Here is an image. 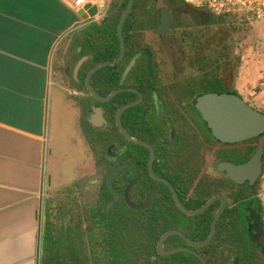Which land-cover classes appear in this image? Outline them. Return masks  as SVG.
<instances>
[{"label": "trees", "instance_id": "trees-1", "mask_svg": "<svg viewBox=\"0 0 264 264\" xmlns=\"http://www.w3.org/2000/svg\"><path fill=\"white\" fill-rule=\"evenodd\" d=\"M157 1L134 0L132 11L123 25L126 46L123 57L114 65L101 67L91 76V85L98 94L105 96L120 87L123 70L139 50L148 47L155 51L146 42L144 33L155 30L159 25L162 8L169 11L173 24H179L182 15L201 9L184 0H161V6H156ZM127 3L128 0H109L103 19L90 21L67 36L68 47L62 55L59 69L75 91L86 95L77 98V101L81 129L93 155L95 172L63 186L53 197L44 198L39 264H152L154 257L158 264H202L198 257L185 251L159 255L157 245L162 234L171 229L181 230L193 240L205 239L219 201L198 215L185 214L176 205L169 188L152 179L145 169L147 178L152 182L147 188L153 189L150 205L135 210L120 198L106 212L108 203L114 199L107 187V176L119 161L110 160L106 151L111 146H115L116 150L123 141L124 137L116 124V113L123 104L134 100L136 95L120 92L107 102H99L88 94L85 78L94 65L118 56L120 44L117 25ZM83 55H91L92 58L81 65L77 77H74V66ZM157 81L155 72L153 79L150 78L146 55L143 54L130 70L125 85L138 87L145 98H151L150 87L155 86ZM224 89L223 83L214 88L216 91ZM94 102L104 108V116L108 121L106 128H93L87 119L88 109ZM138 108L139 105L132 106L121 116L123 126L133 135ZM263 137L264 134L248 139L250 145L247 156L263 145ZM129 144L134 146L131 142ZM161 174L174 185L180 200L188 208L200 207L217 193L228 198V205L219 216L215 234L208 244L191 247L181 236L173 234L164 241L165 248L191 247L207 264H232L235 257L238 258V264H264V252L250 238L254 223H250L249 217H244L246 208L253 204L264 231L261 178L251 186L239 185L226 176L211 178L202 175L198 178L191 170L176 165ZM128 179L125 171L113 176V188L120 195ZM135 196L138 198L136 188L132 187L130 198L134 202Z\"/></svg>", "mask_w": 264, "mask_h": 264}, {"label": "crops", "instance_id": "crops-1", "mask_svg": "<svg viewBox=\"0 0 264 264\" xmlns=\"http://www.w3.org/2000/svg\"><path fill=\"white\" fill-rule=\"evenodd\" d=\"M74 1L0 0V264H39L43 200L52 180L44 161L53 85L75 102L85 140L77 98L86 95L62 72L68 86L53 77L69 33L94 21H85Z\"/></svg>", "mask_w": 264, "mask_h": 264}, {"label": "rangeland", "instance_id": "rangeland-1", "mask_svg": "<svg viewBox=\"0 0 264 264\" xmlns=\"http://www.w3.org/2000/svg\"><path fill=\"white\" fill-rule=\"evenodd\" d=\"M103 1L101 11L109 0ZM161 5L158 0L156 6ZM144 36L156 52L164 81L198 75L199 67L215 66L226 78L228 90L264 112V22H251L239 14L216 16L199 9L182 15L179 24H173L171 19L163 34L147 30ZM68 42L67 39L63 45ZM62 55L53 62V77L66 87L60 77ZM53 86L56 92L51 94L44 161L47 179L52 180L44 198L53 197L63 186L95 172L93 155L76 125L77 106L66 90ZM260 197L264 206V173Z\"/></svg>", "mask_w": 264, "mask_h": 264}, {"label": "flooded vegetation", "instance_id": "flooded-vegetation-1", "mask_svg": "<svg viewBox=\"0 0 264 264\" xmlns=\"http://www.w3.org/2000/svg\"><path fill=\"white\" fill-rule=\"evenodd\" d=\"M156 28L154 30L155 32H157ZM166 31L160 34H163ZM146 49H149L152 54V75H150V72L147 68ZM141 50H142V53L140 54L138 59L143 54L146 55V68H147L150 78L153 79L154 72L157 74V79H158L157 83L155 84V86L150 87L152 97L145 98L143 92L138 87L125 85L126 78L130 71L127 73L124 83L120 84V87L118 88L134 89V90L121 91V92L134 93L136 95V98L132 101L139 99L140 97L139 93L141 94V100L138 104H136V105H139V108L136 113L135 134L133 135L130 132L128 131L127 132L131 134L132 136H134L135 138L145 142L146 144L150 146V148H152V151L154 154L153 159H152L153 172L157 176L167 179L161 173L164 172V170H166L167 168H173V166L176 165L180 168L191 170L193 175L197 176L198 178L201 177L202 175L203 176L208 175L211 178H217L220 176H226L225 173L217 170V163L219 161L225 160V161H230L235 164L243 163L247 161L251 157V155L255 152L254 151L252 154L247 156L249 145H250V142H248V139L237 141L234 143H222L216 140L215 137L213 136V132L211 128L208 126V124L204 120L202 112L197 107V101L199 97L202 95H205L208 93H219L223 91L234 92V91L227 89L229 84L228 82L224 81L226 80V78L222 77L219 74L218 68H216L215 66L213 67L210 66L206 68L204 67V69L202 67H199L200 72L198 73V75L185 76L184 78L177 80V81H164L161 75L160 65L156 60V52L155 51L153 52L148 47H144ZM222 83L225 88L224 90H221V91L214 90L216 86H221ZM145 91L148 93L147 89H145ZM92 104H94L95 106H101L96 102ZM91 112H93L94 114H97L94 109H92ZM88 116H89V112H88L87 117ZM103 116H104V108H103ZM105 121L106 122L102 123V126L97 127V128H106L108 125V121L106 118H105ZM123 137H124L123 141L118 145L116 150L114 149L115 146H111L108 148V149H111L110 151H111L112 156L115 153L117 154L115 159H110V160L116 161L118 159L119 161L117 165H124L120 171H125V174L129 177L125 188L130 182L132 181L134 182L131 188L135 187L137 195H138V198L136 196L134 197V200H136L135 202L130 198L134 203L139 204V205L143 204L146 200L148 191H150L151 193L150 201H149V204L145 207L147 208L153 200V189L152 187L147 188V185L152 184V182L150 179L147 178L145 169L147 170L148 175L152 179H154L155 181L161 182L157 180L156 178H154L149 171V159L151 157L152 151L149 147L143 144L132 142L128 140L124 135ZM129 142L133 143L134 146H131ZM263 156H264V152H263ZM184 179L186 180L185 177ZM242 184H247L251 186L249 182H244ZM242 184H239V185H242ZM165 185L171 191L170 187L167 184ZM171 185L174 187L172 183ZM130 190H129V197H130ZM175 191L177 194L176 189ZM123 193L122 195L119 194V197L117 199H120V198L124 199ZM171 194L175 201L172 191H171ZM215 195L225 196L222 193H217ZM177 197L180 200L178 194H177ZM225 198H226V206H225L226 208L228 205V198L226 196ZM216 201H219V205L216 209L217 211L222 201L220 199H217L213 203H215ZM180 202L184 205V203L181 200ZM175 203L177 205L176 201ZM185 207L190 210H195V209L200 208L198 207V208L193 209V208H188L187 206ZM184 213L188 214L186 212ZM188 215H191V214H188ZM195 215H198V214H195ZM256 215L257 213H256V210L253 204H250L249 207H247L246 210L244 211V217H249L250 223H254L251 227L250 238L257 245V239L254 237L255 232H256L255 227L257 225ZM261 228H262V225H261ZM259 248L261 249V251L264 252V248L262 246H260ZM222 256H223V253H222Z\"/></svg>", "mask_w": 264, "mask_h": 264}, {"label": "water", "instance_id": "water-1", "mask_svg": "<svg viewBox=\"0 0 264 264\" xmlns=\"http://www.w3.org/2000/svg\"><path fill=\"white\" fill-rule=\"evenodd\" d=\"M134 4V0H128L127 6L124 9V11L121 14V17L119 19L118 25H117V36L120 44V51L118 56L113 60H107V61H101L94 65L89 72L86 75L85 78V84L86 88L88 90V94L92 96L94 99L105 102L113 98L116 94H118L121 91L124 90H134V89H128V88H117L112 90L109 94L102 96L98 94L93 86L91 85V76L92 74L100 69L103 66L107 65H114L117 62L120 61V59L123 57L125 53V40L123 37V25L132 11ZM80 15L83 13L86 14L84 17L85 21L93 20V18L98 13V6L96 4L91 5L89 3H86L83 8H81L78 12ZM171 23V16L169 11L166 8H162V18L159 26L156 28V31L158 33H162L167 30ZM80 51V47L78 48V52ZM147 52V68L150 72V75H152V54L149 49H146ZM142 53V50L137 52L133 58L130 60V62L125 67L120 84L124 83V80L127 76V73L130 71V69L134 66L136 60ZM92 58L91 55H83L79 58L77 63L74 66L73 69V75L74 77H77L79 69L81 65L88 59ZM136 91V90H135ZM139 99L129 102L127 104L122 105L116 113V124L119 128L120 132L130 141L135 143L143 144L150 148L148 144L145 142L135 138L131 134L127 132V130L123 127L121 122V115L124 110H126L129 107H132L136 104H138L141 100V94L139 93ZM197 107L202 112V115L204 117V120L208 124V126L211 128L213 132V136L216 140L222 142V143H234L237 141H242L254 137H259L264 134V112L260 111L259 109L251 106L249 103H247L239 94L235 92H219V93H208L205 95H202L199 97L197 101ZM94 109L97 114H94L91 112V110ZM89 116L87 117L89 123L97 128L102 126V123L106 122L105 118L103 116V108L102 106H95L92 104L88 110ZM152 151V148H150ZM111 149H107L106 155L109 159H115L117 154L111 155ZM263 152H264V146L260 145L255 152L251 155V157L243 162V163H232L230 161H219L217 163V170L220 172H223L226 174V176L232 180L233 182L237 184H242L244 182H249V184L253 185L264 173V163H263ZM153 151L151 154V157L149 159V171L151 175L156 178L157 180L167 184L175 198V201L177 202L178 207L191 215L199 214L203 212L205 209H207L215 200L220 199L222 201L220 207L216 211L212 222L211 227L208 236L203 240H193L187 237L181 230L178 229H171L166 231L162 234V236L159 239L158 245H157V253L159 255H170L176 252L185 251L192 253L198 259L201 261L202 264H207L206 260L193 248L187 247V246H180L175 247L172 249H167L164 247V241L166 238L170 235L176 234L181 236L188 245L192 247H198V246H204L208 244L211 239L213 238L215 231H216V223L217 220L224 210L226 206V198L223 195H215L208 199L200 208L195 210L187 209L178 199L176 191L174 187L171 185V183L160 176H157L153 170H152V159H153ZM124 165H116L112 171L107 176V187L108 189L113 193L114 199L110 201L106 207V212L109 211V209L113 206L116 199L119 197V192H117L112 185V178L115 174H117L121 168ZM134 182H130L127 187L124 190L123 197L125 202L128 204L129 207L140 210L145 208L150 201V191L147 193L146 200L143 204H136L134 203L130 197H129V190ZM256 221L257 225L255 227V238L257 239V246H262L264 248V233L261 228L260 224V217L259 215H256ZM152 264H158L157 258L154 257L152 259ZM232 264H238V258L235 257Z\"/></svg>", "mask_w": 264, "mask_h": 264}, {"label": "built area", "instance_id": "built-area-1", "mask_svg": "<svg viewBox=\"0 0 264 264\" xmlns=\"http://www.w3.org/2000/svg\"><path fill=\"white\" fill-rule=\"evenodd\" d=\"M187 4L195 7L209 10L216 16H227L233 14L244 15L251 22H264V0H184ZM89 3L98 6V13L93 18L99 21L104 18L107 6L100 10L99 0H75L73 9L79 10Z\"/></svg>", "mask_w": 264, "mask_h": 264}]
</instances>
